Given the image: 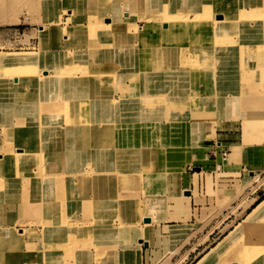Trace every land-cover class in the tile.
I'll use <instances>...</instances> for the list:
<instances>
[{"label":"bare ground","instance_id":"bare-ground-1","mask_svg":"<svg viewBox=\"0 0 264 264\" xmlns=\"http://www.w3.org/2000/svg\"><path fill=\"white\" fill-rule=\"evenodd\" d=\"M73 1H75V6L80 4V0ZM85 1L81 0L83 4ZM127 1L132 2V0ZM145 1L151 10L152 5L158 6L162 2V0H136L137 3H145ZM188 1L194 2L197 7L195 26L188 27L189 23L177 22L179 17L169 7V12L166 11L163 16L166 23L165 34L167 35L170 31L171 35V31H175L181 35L178 37L171 35V41L167 40L171 46L167 50L158 46H149L145 41L142 46H138L139 48H136L132 43H124L123 46L127 47L122 49V52L132 51V62L124 53L121 56L115 52L116 38L110 34L109 27L104 22L105 16L100 18H95L93 15L84 16L83 18L90 19V23L80 32L83 34L90 30L92 33H96L98 41L107 44L105 48L108 55L104 59L110 60L103 61V55L95 54L93 56V53L90 54V60L87 57L88 61L85 59L84 64L75 65V68L80 70V75H84L80 78L76 77L79 74L74 73L70 68L58 65L53 57H46L44 61V65L48 69L41 71L40 66H36V71L33 73L36 79L40 73L42 80H53L55 83V93L51 98L43 101L47 126L39 123L42 112L39 91L33 93L31 100L28 97L27 102L20 106L12 102L14 95L0 100V108L4 105L10 109L8 118L0 120V123L4 125L3 128L10 134L9 138L5 137L4 145L18 148V153L14 154L0 152V155L5 156V174L8 176L21 175L22 179L28 181L21 186V192L24 194L20 195L19 190L16 189L7 192L9 182L12 181L11 177L5 179L0 177V210L2 211L5 206V199L8 200L6 203H10L11 200L14 203L27 204L30 213L37 216L34 222L41 227L30 226L32 221L29 220L27 228H20L24 231L22 233L16 229L10 231L0 229L1 250L6 252V260L0 258V264H15L12 251H16V247L24 250L23 253H28L29 256H36L37 264H80L82 256H77L78 254L72 251L79 250L78 240L80 241L84 236L90 237L94 221H99L98 224L102 223L103 216H96L99 212L106 214V220L113 216L118 217V223L111 226L113 229L124 225L127 230L141 233L142 231L140 232L135 224L136 219L141 217L140 219L144 221L145 218H148V222L144 221L148 225L152 218L148 215L140 216L135 191L138 190L137 188L144 190L149 185L154 186L157 180L168 184L167 178L163 180L165 175L175 177L176 174L163 173V169H161L163 154L166 151V156H168L170 149L182 148L190 144L189 142L195 139V135L204 128V120L211 116L218 120L219 118L226 119L228 111L235 109L243 117L242 119L247 121L246 139L255 140L257 138L255 124L250 122L249 118L264 111V101L258 94L264 92V86L261 87L262 81H264V46L258 45V40L256 37L254 38L258 31L264 32V9L254 15H246L247 17H256L258 21L255 22V25L248 21L237 24L233 22L234 19L226 18L223 14L225 10L222 4L223 0H183L179 4ZM234 1L231 0V2ZM172 2H176V0ZM262 5V1L259 0V6ZM65 7L63 9L66 14L68 12V16H72L74 10L72 12L70 9L66 10ZM2 9L0 4V10ZM111 10L114 9L111 8ZM150 11L140 12L144 13V16L150 17L148 15ZM207 17H211V19L219 17L222 21L218 20L213 26L210 22H206L209 20ZM127 18L128 14L124 19ZM68 20L69 18L61 28L58 25L60 16L51 21L48 26L44 25L42 38L39 39L40 51L59 46L60 58L62 56L85 58L86 49L76 47L71 51L60 41V31L68 27ZM227 20L235 25H230ZM99 22L103 23V26ZM82 24L84 23L78 21L77 28H82ZM111 24L112 22L109 21L108 25ZM232 25L236 29L231 30ZM228 26L230 30L227 31ZM126 29H130V27L126 26ZM133 29L141 32V27L136 23L133 24ZM205 33H209V35L202 38ZM231 34H237L238 37H233ZM72 36L77 35L73 34ZM64 40L68 41V37L64 36ZM93 41L97 42V39ZM178 43H186V45ZM251 55L253 56L252 61H250ZM33 56V53L21 55L0 52V83L3 81L7 83L6 76L9 75L8 70L2 67L29 64L33 61ZM113 65L122 67L133 65L134 68L118 73L125 77L126 81L123 86L122 84L118 86L121 95L105 96L103 91L108 88L105 89L103 85L109 86L111 78L109 73ZM190 66H193L195 71L189 77L183 67L189 68ZM227 68H231L234 73L232 84L236 87L234 96H217L207 91L206 86L202 87V84L207 85L205 80L211 72H215L217 69L223 72ZM11 72L14 73V71ZM182 74L189 77L185 82H183L185 75ZM34 77L31 79L33 83L30 85V91H34L42 85L40 82L34 81ZM199 77L200 80H197ZM127 81H130L132 85H129ZM77 84H80L79 92L74 94L73 88H77ZM8 91L9 88L6 87V92ZM44 93L46 94L47 91L44 90ZM88 97L98 99L88 101ZM119 98H121L120 101ZM82 99L86 101L83 106L80 101ZM126 101L131 105V110L124 107ZM88 102H93V105ZM105 106L106 108H103ZM71 108L74 109L72 113L82 114L84 112L85 115L72 120L67 117V112ZM88 109H90V116L86 115ZM98 109L100 110L97 111ZM177 109H179L177 113L179 115L175 114ZM93 114L100 118L90 119L89 117ZM30 120L38 122L37 127L32 130L27 126ZM14 128L18 130L17 133ZM24 130L25 134H23ZM18 135L23 139H35L43 135L45 139L43 147L47 146L49 136L51 138L53 136V147H58L56 151L65 152L64 165L45 167L41 171L38 168L40 173L42 171L55 173L49 176L42 175V183L39 177L32 175L30 169L23 165L24 156L31 154L30 150L26 148L31 145L24 140L20 141ZM141 146L153 147L155 151L151 160L153 166L147 171L146 167L140 165L142 162ZM40 152L44 156V149ZM84 159L92 172L88 176L84 174V169L75 167V165L68 166L71 163L78 165ZM63 171L68 174L62 175ZM101 184L105 186L109 184L110 188L113 184L116 188L113 190L114 192L107 190L106 195L98 193L95 198H89L90 192L94 191V186ZM120 188L127 190L128 193L119 197ZM82 190L87 196L83 195ZM145 193L147 194V191ZM148 196L159 198L157 194ZM25 207L22 206V208ZM67 210L70 212L69 216L66 214ZM102 225L104 226V224ZM263 227L264 200H261L195 264H212L222 251L231 247L232 244L235 249L238 246L237 243L240 244V249L233 250L230 253L233 255L232 257L239 253L238 257L243 258L246 264H264ZM125 232L128 231L125 230ZM143 232L145 234L144 230ZM24 233L31 237L39 235V241L30 242L28 240L29 242H27L25 238L23 239ZM249 233H254L253 236L257 239L248 238L246 235ZM66 236L68 241L61 244ZM240 236H245L242 242L239 240ZM146 244L148 245L147 242ZM63 248L66 249V253L63 252ZM34 251L35 254H33ZM60 251L63 254H58ZM118 252L126 259L125 264H140L141 255L136 254V256L133 253L130 256L129 252ZM138 252L140 251L138 250ZM118 257L120 256L118 255ZM47 258L51 260L46 261ZM252 259H254L253 262ZM238 263L232 261L230 264Z\"/></svg>","mask_w":264,"mask_h":264},{"label":"rangeland","instance_id":"rangeland-1","mask_svg":"<svg viewBox=\"0 0 264 264\" xmlns=\"http://www.w3.org/2000/svg\"><path fill=\"white\" fill-rule=\"evenodd\" d=\"M173 0H162L158 4V6L152 5V10L145 1V3H137L136 0H133V3L126 0H86L83 4L80 0V4L78 6H75V1L73 0H0V4L2 5L3 9L0 10V52H11L15 54H26V53H33L34 56L33 61H31L29 64H25L22 66H8V67H2L3 69L8 70V74L6 76V79L8 80L7 83L4 81L0 83V100L5 99L6 97H13L9 95H14L12 98V102H14L17 105H22V103H26L28 97H30L33 93L39 91L40 94V101H42V112H41V118H40V124H44L47 126V117L45 116V110L43 108L44 104L43 101L46 99L51 98L53 93H55V83L53 80H42V75L39 73L37 76V79L34 77L33 73L36 71V66L39 65L41 68V71L44 69H48L44 65V61L46 60V57H53L58 65L68 67L70 68L74 73H77L76 77H83L84 75H80V70H77L75 68V65H82L86 62V58L90 60V54L95 56H102L103 61H107L110 59H104L107 55V49L105 48L107 44H102L98 41V37L95 36L96 33H92L90 30L84 32L83 34L80 32L81 29H85L87 24L90 23V19L83 18L84 16L93 15L95 18H100L101 16H105L104 22H106L107 26L109 27L110 34L114 35L116 38V44L114 45L116 48L117 55H121L124 53L129 57V61L132 62L131 56L132 51L125 50L122 52V49L126 48L127 46H123L124 43H132L137 48L138 46H142V43L145 41L149 46H158L163 50H167L171 45L168 43L167 40L171 41V35L178 37L181 34L175 31H170L166 35V23L163 16H165V12H169V7L172 12H174L175 15H177L179 20L177 19V22L181 23H189L188 27L195 26V20H197L196 15L198 14L197 7L194 2L188 1L184 4H179L183 0H176V2H172ZM262 4L264 5V0H261ZM133 4V6H132ZM225 7V10L223 11V14L226 16V18L234 19L233 22L240 24L241 22L248 21L251 22L253 25H255V22L258 20L256 17H247L248 14H255L258 11H262L264 9V6H259V0H235L234 2L229 3H222ZM66 6V7H65ZM74 10V14L72 16H68V12L66 14L65 9ZM97 7L99 10L97 11ZM113 8L114 10H111ZM150 11L148 16H144V13L140 11ZM122 12V13H121ZM128 18L124 19L125 15ZM60 16V22L58 25L63 27L62 24H66V19L68 20V27L65 30L60 31V41L65 47H68L69 50L73 51L76 47L84 48L86 49V56L84 57H75V58H65L62 56L60 58V48L59 46L54 47L53 49H46L40 51L39 50V39L42 38L41 34L44 31V25H49L51 21H53L55 18H59ZM190 17V18H188ZM196 17V18H195ZM209 20L206 22H210L213 26L216 25V22L218 20H221L219 17L216 19H211V17H207ZM242 18V19H241ZM249 18V19H248ZM76 19V20H75ZM182 19V20H180ZM81 21L82 28H77V22ZM111 21L112 24L108 25V22ZM227 22L231 25L234 24L233 22H230L227 20ZM136 23L137 26L141 27V32L135 31L133 29V24ZM227 23V24H228ZM101 26H103V23L99 22ZM235 25V24H234ZM126 26H129L130 29H126ZM106 27V26H104ZM58 27V30H60ZM112 28V29H111ZM236 29L235 26H231V30ZM226 30H230L229 26L226 28ZM73 34L77 36H72ZM70 35V36H69ZM209 35V33H205L202 35L203 37H206ZM64 36L68 37V41L64 40ZM191 36V35H190ZM233 37H238L237 34H231ZM44 37V36H43ZM229 37L228 34L226 36ZM258 40V45L264 46V32L258 31L254 38ZM97 39L96 41L93 40ZM96 43V44H94ZM180 45H186V43H178ZM90 46V47H88ZM138 47V48H139ZM50 48V47H49ZM104 50V51H103ZM45 53V56H44ZM103 53V54H102ZM65 58V59H64ZM86 59V60H85ZM253 56L251 55L250 61H252ZM101 60V59H100ZM51 61V60H48ZM88 61V60H87ZM99 61V60H98ZM117 61V59H116ZM88 66V65H87ZM129 68L133 69L134 66H116L113 65L111 68V71L109 73L110 81L109 86H105V89L108 88V90L103 91L105 92V96L107 95H121V93L118 90V86H120L123 83H125V77L122 75H118L119 72L124 70H128ZM184 71H186V74H189V77L192 75L191 73L194 72L193 66L183 67ZM10 71H14L10 73ZM18 71V72H16ZM185 75V74H182ZM181 75V77H182ZM35 78L34 81L40 82L42 85L41 87L36 88L34 91H30V85L33 83L31 80L32 78ZM187 75H185L183 82H185L188 78ZM233 77L234 73L231 68H227L226 70L219 71L218 69L215 72H211L208 76V78L205 80L207 81V85L202 84L203 86H206L207 91H210L211 94L224 96V95H230L234 96L236 94L235 86H233ZM200 80V77L197 79ZM129 85H132V83L127 81ZM34 84H36L34 82ZM80 84H77V88H73L74 94H77L79 92V86ZM261 85V83H260ZM38 86V84H37ZM264 86V81H262V86ZM6 87L9 88V91L6 92ZM44 90L47 91V93H44ZM184 93V92H183ZM187 93V92H186ZM27 94V96H26ZM103 94V93H101ZM262 97V101H264V92L258 93ZM45 95V96H44ZM47 97V98H46ZM7 98V99H8ZM61 99V98H60ZM98 98L95 97H88L89 100H96ZM85 99L80 100L83 103ZM121 98H119V101ZM88 104H92L93 102H88ZM3 107L0 108V120H4V118H8L10 115L9 108L7 106L2 105ZM124 107L129 108L131 110V105H129L126 102H124ZM103 108H106L103 107ZM4 109V110H3ZM7 109V110H6ZM74 109H69L67 112V117H69L72 120H75L76 118L83 117L85 115L84 112L82 114L80 113H72ZM98 109L97 111H99ZM12 111V110H11ZM10 111V112H11ZM179 112V109L175 111L176 115ZM51 113V111H50ZM90 116V109H88V113L86 114ZM239 115V112L234 109V111H228L226 114V119H234ZM39 118V116L37 115ZM228 117V118H227ZM242 117V116H241ZM90 119H96L100 118V116H97L93 114ZM235 118V119H236ZM243 118V117H242ZM211 121L218 122L219 120L216 119V117L211 116ZM224 119V118H223ZM250 122H253L255 132L257 131V139H263L264 140V111L254 114L251 116ZM38 121V120H37ZM42 122V123H41ZM246 122L244 119H242V136L243 141L246 143L250 140L246 139L245 137V126ZM30 130L37 127V123L34 120L28 121ZM4 125L0 123V152H5L8 154H14L18 153V148L16 146L11 145H4V139L5 137L9 138L10 134L8 131H6L3 128ZM15 133L18 132L16 128ZM43 129V128H42ZM204 129V128H203ZM203 129L199 131L200 134L203 132ZM40 132L41 130L38 129ZM7 134V135H6ZM23 134H25V130L23 131ZM38 137V134H37ZM18 138L20 141H26L31 146L26 148L30 150L31 154L25 155V162L23 165L25 167H28L30 169V172L32 175L37 176L40 178L41 182L43 183V176H49L54 175V172H41L40 171L49 166H55V165H64L65 161V152H62V150H57L56 147H53V136L52 138L49 136L47 140V146L43 147V143L45 141L43 135L39 138H21L18 135ZM157 140V139H156ZM254 140V139H253ZM226 150V156L219 159L221 162H224L227 160V158L234 159L236 158V151L229 153V147L228 145L223 147ZM44 149V156L40 152ZM141 160L140 162L141 166L146 167L147 169H150L153 166V163L151 162L153 156H154V149L153 147L148 146H141ZM193 149H196V147L193 145ZM223 149V150H224ZM254 149V148H252ZM189 149L188 151H190ZM35 152V153H34ZM38 152H40L38 154ZM231 154V155H230ZM183 154L181 155V157ZM176 158V156H174ZM150 159V160H149ZM260 161L257 163V166H252L250 171L246 172L243 171V175L240 176L239 173L237 174H225L222 173L220 169L213 168V174H211L209 179L207 180V184L204 185L205 180H202V184L199 183H193L194 191L191 192L192 183H190V186L188 187V190H185L182 192V194H190L191 193H197V191L200 192V189L202 191L205 190V192H201L202 196L196 197V203L198 202L199 207L201 203L202 211L201 216L199 214V228L196 229V225H194V232L192 235L186 237L184 233H179L176 235L175 238H178L177 240L173 241V252L172 254H169L168 260H163L161 264H195L202 255L210 249V247L216 245L224 236L231 230L238 222H240L249 212L250 208L253 207L258 201L264 200V151L260 152ZM149 160V161H147ZM57 163V164H56ZM70 165H75V167H79L80 169H84L85 175H90L92 172L90 170L89 164L86 162V159H84L82 162H79L78 165L76 163H71ZM220 168V166H218ZM0 177L3 179L10 178L12 181L9 182L7 192H9L11 189L19 190L20 195H23L24 192H21V186L25 185V182L28 183L26 179H22L21 175H11L8 176L5 174V156L0 155ZM40 171H39V169ZM180 168V167H179ZM36 169V170H35ZM182 168H180L181 170ZM183 170V169H182ZM181 170V172H182ZM200 168L198 166H194V163H187L185 166V173H190L194 175L195 171H199ZM145 171V172H146ZM163 173L166 174V171L163 170ZM180 172L177 173L176 178L170 179V175H165L164 179H168L167 184V190L169 191L170 186H172V193H174V190L177 189L178 180L180 177ZM68 174V172H62V175ZM200 176V175H199ZM207 177V178H208ZM241 177H245L242 181H239L238 179ZM237 179V180H236ZM162 180V181H163ZM104 181V180H103ZM184 181V179L182 180ZM194 181V180H193ZM161 182V181H159ZM171 183V184H169ZM163 186L166 185L163 183ZM143 185V183H142ZM197 185V186H196ZM202 186V187H201ZM206 186V189L204 187ZM147 187L153 188L154 186L149 185ZM201 187V188H200ZM116 187L112 184L111 188L108 184L105 186L104 184L96 185L94 186V191L90 192L89 198L99 194H107V190L110 192H114L113 190ZM135 195L137 194V206L140 210V216L146 215L148 213V209H156L158 211L163 210L162 207L163 204V197H159V203H151V200L149 198L148 201H145V195H146V189L137 188ZM108 192V193H109ZM127 190H123L120 188V191L118 193L119 197L121 195H126ZM83 195L87 196L84 191L82 190ZM128 193V192H127ZM180 193V190H179ZM9 195V194H7ZM154 196L155 194L152 193ZM181 195V194H180ZM171 199L175 202L172 208V212L175 211V208L180 207L181 201L179 198H176L175 195L169 194ZM13 197V195H12ZM149 197V196H148ZM181 198L184 196H180ZM10 198V196H9ZM7 197V199H9ZM201 198V199H200ZM8 200L5 199L4 202V208L2 211L0 210V229L4 231H10L12 229L19 230L20 233L24 232L20 228H27L29 226L28 221H22L21 210H24L22 206H25L23 203H14L10 200V203H6ZM198 204L192 205L193 207H196ZM95 208V207H93ZM177 209V210H178ZM5 210V211H4ZM155 210H151V213H148L150 215L156 216V220H164L163 218V212L161 213V216L159 215V212ZM115 212V211H114ZM80 213V212H79ZM175 213V212H174ZM67 216H69L70 212L67 210L66 212ZM101 215L103 216L102 223L98 224L99 221H94L92 230L90 231V237H83V239H80V241H77V244L79 246L78 249H74L72 252L77 253V256H82L80 260V264H125L126 259L121 256V253L119 254L118 251L123 252H129L130 256L133 253L138 256L141 255L140 246L143 245V242H146L143 240V238H147L150 236L151 232L149 231L151 228V223L146 225V223L141 220L139 217L136 219L137 226L139 224L144 227L139 228L140 232L145 231V235L143 233H137L141 236H143L142 239L136 241L135 244H132L130 241V236L123 237V241H121V236L124 233H121L122 229L124 228V225L122 227L112 228L111 226L118 223V217L113 216L112 218H109L106 220L105 215L101 212L96 214V216ZM173 215V214H172ZM182 215V214H181ZM179 216L173 215V223L175 222ZM193 219L197 218L196 213H194V216H191ZM152 218V217H151ZM35 221V218L31 219ZM149 220V219H148ZM220 220V225L218 228H215L211 233L210 237L207 241L203 242L200 239V243H196V236L203 237V235H206L208 231H211V225L216 224ZM34 221L31 222L30 226H33L36 228L39 226V224H36ZM154 221V218H152L151 222ZM144 224H143V223ZM33 224V225H32ZM104 224V226L102 225ZM264 228V227H263ZM38 229V228H37ZM94 229V230H93ZM96 230V231H95ZM95 231V232H94ZM186 231V230H185ZM188 231V230H187ZM116 232V233H114ZM180 232H182L180 230ZM25 234V233H24ZM23 239L25 238L27 242L30 240V242L39 241V235L35 237L28 236L27 233L24 235ZM125 234L127 235L128 232ZM190 234V232H189ZM254 233H249L246 236L252 237L254 239H257L253 236ZM187 239H186V238ZM241 237V236H240ZM239 237V238H240ZM245 236L241 237L239 240L244 238ZM89 238V239H88ZM185 238V239H183ZM2 239V238H0ZM85 239V241H84ZM88 239V240H87ZM125 239V240H124ZM237 239V238H236ZM54 240V239H53ZM83 240V241H82ZM68 241V237L66 236L65 240H62L61 244ZM102 241V242H101ZM142 241V242H140ZM20 242V241H19ZM240 242V241H239ZM118 243V248L115 246V244ZM134 243V242H133ZM148 243V242H147ZM236 243V242H234ZM60 244V243H59ZM106 247L100 248L99 245H105ZM114 244V245H111ZM167 243H165V248ZM238 246L235 247H228L224 251L221 252L218 256V258L212 263V264H230L232 261H235L238 264H246L244 262L243 258H239L238 254H236L235 257H232L230 253H232L233 250L240 249V244L237 243ZM144 246V245H143ZM145 247V246H144ZM148 247V245L146 246ZM78 248V247H77ZM96 248V249H95ZM121 248V249H120ZM178 248V249H177ZM232 248V249H231ZM167 249V248H166ZM16 251L13 252V260L15 264H37L35 262L36 256H32L28 253H23L24 250H20L19 247H16ZM66 249L63 248V252L66 253ZM138 250L140 252H138ZM228 250V251H227ZM27 251V250H25ZM31 251V250H28ZM92 251V252H91ZM94 251V252H93ZM4 252L1 250V242H0V253ZM62 251H60L58 254H63ZM31 253V252H30ZM226 255H225V254ZM35 254V251L34 253ZM17 255V258H16ZM101 255V257H100ZM118 255L120 257H118ZM136 255V256H137ZM226 257V258H225ZM50 258H47L46 261H50ZM172 261L169 263V261ZM254 259H252L253 262ZM238 261V262H237ZM243 262V263H242ZM255 262V261H254Z\"/></svg>","mask_w":264,"mask_h":264},{"label":"crops","instance_id":"crops-1","mask_svg":"<svg viewBox=\"0 0 264 264\" xmlns=\"http://www.w3.org/2000/svg\"><path fill=\"white\" fill-rule=\"evenodd\" d=\"M229 2H231V0H223V3H229ZM203 127H204V129L202 128L203 132H201L200 134L197 133L195 135V139L189 142L190 144L185 145L182 148L170 149L168 156H166V151H165V154H163L161 158V169L165 170L167 173L176 174L175 177H170V179L176 178L177 173L180 172L177 189L174 190V193H172L173 191L172 186H170L169 188L170 190L168 191L167 184L163 186L162 182H159L158 180L156 181V185H154V189L150 187L146 189L147 194L145 195V201H148L149 198H155V199H150L151 200L150 204L159 203V198L148 197L149 194L153 193V194H157V196L159 197H163V204H164V206L162 207L163 210L158 211L156 209L151 208L148 209V213H151V210L152 211L155 210L158 211L159 215L161 216V213L163 212L162 216L164 220H156V216L146 213V215L154 218V221L151 222V228L149 230L151 234L147 238H143V236L139 235L135 231L127 230L125 226L121 231V233H124L121 236V241H123V237L125 238L130 236V241L132 242V244H135L136 241L142 238L143 240L148 242V247H144L143 245L140 246V250H141L140 264H161L163 260H168V258L170 257L169 254H172L173 241L178 239L175 238L176 235H178L179 233H184L185 235H187L186 237H188L192 235L194 232L198 231V230L194 231L193 226L196 225V229L199 228L200 226L198 217L199 214L201 216L202 207H201V203H200V207L198 202L196 203V197H198L199 195L202 196L201 192H205V190L202 191L200 189V192L197 191L196 195L193 192L191 193V196L190 194L187 195L182 194L183 191L188 190L190 183H192V187H193L191 189L192 192L194 191V186H195L193 183L196 182L199 183V179H200V184H202V180H205L204 185L207 184V180L209 179L208 176L213 174L214 171L213 168L220 169L221 172L225 174L233 175L239 173V175L242 176L243 171L248 172L250 171L252 166H257L256 164L261 162L260 152L264 151V140L263 139L250 140L246 143L243 141L241 116H238L236 119L219 118L218 122L211 121L210 119H205ZM193 145L196 147V149H193ZM227 145L230 150L229 153L233 152L234 150L236 151V155H235L236 158L234 159L227 158L226 161L221 162L219 160L221 159V151L224 149L223 147ZM189 149L191 150L188 151ZM182 154L183 156L181 157ZM174 156H176V158H174ZM190 162L194 163V166H198L200 168L199 171H195L194 175L190 173L188 174L185 173V166L187 165V163ZM218 166H220V168ZM179 167L183 169V170L181 169L182 172ZM183 179L184 181H182ZM243 179H245V177H241L238 180L242 181ZM204 189H206V186L204 187ZM170 193L175 196L177 195L176 198H179V200L181 201L179 209L178 207L175 208L174 211L175 213L172 212V208L173 206H175L174 205L175 202L169 196ZM180 194L184 197L181 198ZM194 203L198 205L196 207H193L192 205H194ZM25 206L26 207L24 208V210H21L20 216L22 217V221H29V220L34 221L31 220L33 218H35L36 220L37 216H33L32 213H30L27 204H25ZM194 213H196L197 218L193 219L191 216H194ZM172 214L179 216L176 220H174L175 221L174 223L172 222L173 221ZM220 224L221 223L219 220L216 224H212L210 226L211 231H208L206 235H203V237L201 238L200 236H196V241H197L196 243H200V239L202 241L204 240L203 242L207 241L210 237V233L215 228H218ZM141 227H144V225L143 226L140 225L139 228ZM125 230L128 231L127 235L125 234ZM180 230L182 232H180ZM197 234L198 232L196 233V235ZM143 235L145 234L143 233ZM165 243H167L166 245H168L166 246L167 249L165 248ZM106 246L107 244L99 245L100 248H104ZM115 246H117L118 248V243H116ZM212 247H210V249ZM209 250H207L204 254H206ZM0 258L6 260V252H1ZM171 262L172 261L170 260L169 263Z\"/></svg>","mask_w":264,"mask_h":264},{"label":"built area","instance_id":"built-area-1","mask_svg":"<svg viewBox=\"0 0 264 264\" xmlns=\"http://www.w3.org/2000/svg\"><path fill=\"white\" fill-rule=\"evenodd\" d=\"M221 156L222 157L226 156V150L225 149L221 151Z\"/></svg>","mask_w":264,"mask_h":264},{"label":"water","instance_id":"water-1","mask_svg":"<svg viewBox=\"0 0 264 264\" xmlns=\"http://www.w3.org/2000/svg\"><path fill=\"white\" fill-rule=\"evenodd\" d=\"M144 221L148 222V218H145ZM140 242H142V241H140ZM143 245L146 247L147 246L146 242H143Z\"/></svg>","mask_w":264,"mask_h":264}]
</instances>
